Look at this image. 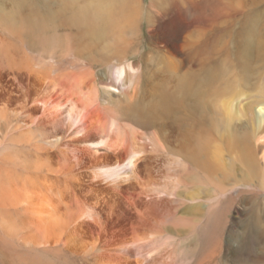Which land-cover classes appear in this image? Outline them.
<instances>
[{"label": "bare ground", "instance_id": "1", "mask_svg": "<svg viewBox=\"0 0 264 264\" xmlns=\"http://www.w3.org/2000/svg\"><path fill=\"white\" fill-rule=\"evenodd\" d=\"M194 1L0 0V264L264 262V235H189L255 173L222 103L264 64V0Z\"/></svg>", "mask_w": 264, "mask_h": 264}, {"label": "rangeland", "instance_id": "2", "mask_svg": "<svg viewBox=\"0 0 264 264\" xmlns=\"http://www.w3.org/2000/svg\"><path fill=\"white\" fill-rule=\"evenodd\" d=\"M35 1L40 2L43 0ZM181 1L182 0H165L166 4H170L168 6L171 7V10L174 9L175 12H177V5H179ZM231 1L232 0L229 1V5ZM139 2L142 4V10H146L149 0H139ZM185 2H188V0H185ZM191 6L196 8V2L194 0H191ZM173 15L174 14H171V17H173V20H171L172 23L177 22V24H183V22H185L184 18L180 17V19L176 20ZM246 19L249 20V17L241 14L236 18L234 17L231 28L235 27L234 23L236 24V22H238L237 26L246 23ZM230 22L231 21H228V23ZM161 23L164 24L165 21H161ZM208 24L209 26L215 25L210 24V20ZM219 26L221 25L219 24ZM140 29L143 32H147L143 25ZM209 39V45L212 47L215 46L214 44H216V42L214 41V37L209 36ZM167 41V38H163L160 40V43L164 44ZM248 41L247 39L246 42ZM134 44L135 48L139 46L138 43ZM144 47L145 44L140 45L138 47L139 51H142ZM246 78L245 80L240 76L238 77L234 85L236 88L235 92L225 96L223 101L224 105L222 103V106L225 107L226 103L231 102L234 98L237 108L240 106L242 109L243 114L235 120L232 126L235 127V135H241L239 139L245 143V147H247L252 154L255 173L251 171L250 175L252 179L247 181L248 183H241L240 186L235 189H231L229 181L225 180L223 183L225 190L223 191V196L219 198L221 201L217 208V213L210 216L207 220L205 219V224L204 222L200 223L189 235H207V232L215 230L214 225H216V223H219V232L220 235H224V238H226L227 235H247L248 238H252V235H264V148L260 149L261 143L264 142V99L262 98V92L264 91V64L256 65L255 71ZM260 108L262 109L260 112L263 114V121L259 129L258 126L260 124L255 122L256 118L254 117V112L255 115H259L258 111ZM252 114L253 120L250 121V116ZM221 153L224 164L227 168H230L232 165L231 163L237 158L233 157L234 153L230 152L226 145L223 146ZM233 166L236 176L240 177L245 173V167H243L239 161H236ZM252 240L254 239L252 238ZM249 247L244 250V255H247L248 264H256L255 258H253L255 256V247ZM53 262L54 264H58L55 259H53ZM262 264H264V262Z\"/></svg>", "mask_w": 264, "mask_h": 264}]
</instances>
